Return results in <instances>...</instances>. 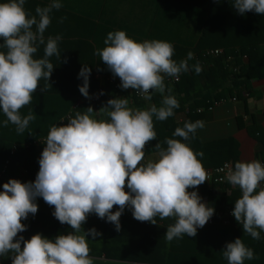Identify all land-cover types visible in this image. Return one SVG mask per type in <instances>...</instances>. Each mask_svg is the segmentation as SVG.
I'll return each mask as SVG.
<instances>
[{
  "label": "clouds",
  "instance_id": "1",
  "mask_svg": "<svg viewBox=\"0 0 264 264\" xmlns=\"http://www.w3.org/2000/svg\"><path fill=\"white\" fill-rule=\"evenodd\" d=\"M24 5L25 0L0 2V48L6 49L0 51V109L7 118L3 126L15 125L18 134L35 119L31 112L22 116L20 109L31 102L41 79L50 81L54 66L49 58H60L58 42L62 39L57 35L45 40L44 35L51 24L50 14L62 7L60 0L38 6L35 16H30ZM232 6L241 15L255 12L264 16V0H234ZM104 44L106 47L95 54L120 78L121 87L134 89L149 102L153 93H159L161 104L132 108L126 97H117L109 99L98 112L89 106L66 124L50 127L35 181L23 183L13 178L0 191V257H10L12 264H92L86 238L102 234L95 228L85 232L82 226L93 213L113 223L118 232L125 208L131 209L136 220L153 225L157 216L161 220L173 217L175 223L167 227L164 236L168 242L184 235L195 237L198 228L214 215L215 209L202 203L197 191H189L207 180L198 159L204 153H195L183 142L194 138L203 121H186L177 127L173 137L180 139L166 138L157 143L155 158L142 163L146 144L157 135L153 117L164 121L179 108L165 77L178 81L181 73L189 71L188 61L194 59V53L188 52L177 62L170 42H137L123 30L109 32ZM38 45H45L44 56L39 59L34 58ZM192 69L196 74L202 71L198 62ZM90 75L91 68L85 65L79 73L83 79L79 91L89 99ZM47 89L48 84L40 88L43 92ZM99 113L107 119L96 118ZM225 178L242 192L232 215L245 234L259 240L264 231V163L238 161L227 168ZM37 197L54 206V217L72 231L53 239L42 233L27 240L18 237L27 229L22 221L38 212ZM114 206L119 210L113 212ZM222 251L228 264L259 258L241 238L226 243Z\"/></svg>",
  "mask_w": 264,
  "mask_h": 264
},
{
  "label": "trees",
  "instance_id": "2",
  "mask_svg": "<svg viewBox=\"0 0 264 264\" xmlns=\"http://www.w3.org/2000/svg\"><path fill=\"white\" fill-rule=\"evenodd\" d=\"M173 1L178 15L182 10L183 15H191L199 20L197 23L200 24L201 32L192 45L173 46V59L177 62L185 59L190 51L194 53V59L188 61L189 71L181 73L179 82L170 83L168 79L172 77H165L166 87L171 88V94L178 100L179 108L174 109V115L164 121L153 117L157 135L155 140L146 144L142 163L148 161L149 155L156 154L157 143L164 142L166 138L180 139L173 137L177 127H183L186 121H203L206 111L227 98L247 100L254 94V80L264 79V16L255 12L239 14L232 6L234 0ZM216 49L223 50V55L204 57L205 53ZM197 62L202 67L200 74L192 69V65ZM89 85L90 99L82 95L64 97L57 101L48 96L32 95L31 102L26 105V113L20 114L26 116L31 112L35 119L22 134H18L15 125L11 123L7 127L3 126V121L7 118L0 109V174L7 167L5 176L0 180V191H3V184L13 178L23 183L35 181L39 172V159L46 146L43 142L51 126L66 124L70 117L74 118L77 112L83 114L89 106L98 112L109 99L117 97H126L129 107L140 109L148 108L150 104L159 107L162 100L159 93H153L150 102L142 100L136 96L134 89L116 88L109 78L102 88L94 80ZM101 92L103 95L95 101ZM96 118L107 119L102 113L96 114ZM246 127L258 143L257 155L264 161L263 128L255 123ZM183 142L195 153H204L198 159L205 171L220 167L226 162H232L233 166L238 162L237 143L233 140L203 143L196 131L194 138ZM163 146L166 147V144ZM189 191H197L201 200L215 209L212 217L216 220L225 216L228 210H234L235 201L242 196L240 189L232 188L229 184L209 186L206 181ZM35 203L38 204V212L35 215L29 214L22 221L27 229L18 233V237L23 236L27 240L42 233L53 239L59 234L72 231L69 225L61 224L54 217V206H49L42 197H37ZM117 210L118 206L112 209L113 212ZM155 219L156 225L140 222L133 217L130 208H125L120 217L121 231L118 232L113 223L94 213L90 214L82 229L87 232L95 228L102 235L95 239L91 236L86 238L89 256L137 264H228L222 250L226 243L241 238L259 257L245 260L244 264H264V231L259 240H254L244 233L242 225L228 228L206 225L197 230L195 237L184 235L168 242L164 236L167 227L175 223V218L161 220L157 216ZM80 234H83V230ZM226 240L228 241L224 243ZM0 264H12V260L10 257H0Z\"/></svg>",
  "mask_w": 264,
  "mask_h": 264
},
{
  "label": "crops",
  "instance_id": "3",
  "mask_svg": "<svg viewBox=\"0 0 264 264\" xmlns=\"http://www.w3.org/2000/svg\"><path fill=\"white\" fill-rule=\"evenodd\" d=\"M50 2L51 0H25L24 7L30 16H35V9L38 6L46 7ZM60 3L62 7L59 10L54 9L50 14L51 24L44 33L45 40L48 36H62L58 42L60 58L56 56L49 58L54 66L50 81L41 79L39 82L40 88L48 84L47 91L43 92L38 88L32 94L48 96L57 101L64 97L82 96L79 87L83 84V79L79 78V73L85 65L91 68L89 83L93 80L98 81L100 88L104 86L107 78L120 80L95 54L97 49L106 47L104 41L109 32L123 30L137 42L158 39L170 42L173 46L192 45L201 32L198 23L197 28L200 31L180 30L182 10L178 15L173 0H60ZM182 16L185 19L187 17L185 14ZM0 43H3L2 39ZM44 47L45 45H38L34 58H43ZM0 51L6 49L0 48ZM253 91L254 94L245 101L239 99L234 101L233 97H230L225 99L223 104L216 105L213 110L206 111L204 126L197 130L199 139L203 143L233 140L237 143L238 161L262 162L261 156L257 155L258 143L249 134L246 126L255 123L264 131V79L254 80ZM26 111V105L20 109L21 114ZM154 158L155 154L149 155L147 160ZM229 163L233 165L232 162ZM201 202L207 205L206 201ZM215 225L226 228L239 226L237 221L228 226L217 221L212 226ZM222 249L223 247L219 248ZM90 258L95 264H137L109 260L105 257Z\"/></svg>",
  "mask_w": 264,
  "mask_h": 264
},
{
  "label": "built area",
  "instance_id": "4",
  "mask_svg": "<svg viewBox=\"0 0 264 264\" xmlns=\"http://www.w3.org/2000/svg\"><path fill=\"white\" fill-rule=\"evenodd\" d=\"M223 55V50H220V49H216V50H210L208 51L207 53L204 54V57H207V56H214V57H220ZM236 71V70H235ZM181 75V74H180ZM179 80H180V77H179ZM179 80L177 81L174 77H172L171 79H168V81L170 83H176V82H179ZM111 83L115 84V87L116 88H122L121 87V80H110ZM100 93L99 95L95 98V101H97L99 98H100ZM136 96L142 100H144L142 97H140L137 93H136ZM234 101L237 100V98H233ZM224 101H221L219 104H223ZM217 104V105H219ZM214 107L210 108V110H213ZM16 149V148H15ZM15 149L13 150V153L15 152ZM262 163H264V161H262ZM228 167H234L231 163L227 162L225 164H223L222 166L220 167H217L215 169H209V170H206V182L211 186L213 184H218V185H228V181L226 180V172H227V168ZM7 168V167H6ZM6 168L4 169V171L0 174V180L5 176L4 173H5V170ZM230 185V184H229ZM232 188H238V186H232L230 185ZM232 212L233 210H228L226 212V215L223 216L222 218H218L217 220L213 217H211L208 222L206 223V225H209V226H212L214 224H216L217 221H220L222 225L224 226H228V225H232L233 222L236 221L235 217L232 215ZM238 223V222H237ZM239 224V223H238ZM240 225V224H239ZM201 228H198V230H200Z\"/></svg>",
  "mask_w": 264,
  "mask_h": 264
},
{
  "label": "rangeland",
  "instance_id": "5",
  "mask_svg": "<svg viewBox=\"0 0 264 264\" xmlns=\"http://www.w3.org/2000/svg\"><path fill=\"white\" fill-rule=\"evenodd\" d=\"M180 20H181V29L180 30L187 29L190 32H195V31L198 30V28H197V22L199 20L198 19L196 20L191 15L187 16L186 19H185L182 16V14L180 13ZM176 26H177V22H175V27ZM198 31H200V29ZM186 35H187V31H186ZM176 37H178V35H176ZM92 264H95V261H92Z\"/></svg>",
  "mask_w": 264,
  "mask_h": 264
}]
</instances>
